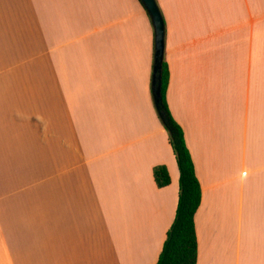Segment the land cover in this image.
Returning a JSON list of instances; mask_svg holds the SVG:
<instances>
[{
	"label": "crops",
	"instance_id": "0c3cea01",
	"mask_svg": "<svg viewBox=\"0 0 264 264\" xmlns=\"http://www.w3.org/2000/svg\"><path fill=\"white\" fill-rule=\"evenodd\" d=\"M157 3L197 264H264V0ZM154 52L141 0H0V264L157 263L180 169Z\"/></svg>",
	"mask_w": 264,
	"mask_h": 264
},
{
	"label": "trees",
	"instance_id": "16d2710c",
	"mask_svg": "<svg viewBox=\"0 0 264 264\" xmlns=\"http://www.w3.org/2000/svg\"><path fill=\"white\" fill-rule=\"evenodd\" d=\"M169 82L170 68L165 52L161 57L155 43L152 95L160 120L169 133L170 143L180 169V191L175 220L167 232L166 241L156 264H197L198 236L195 216L202 203V187L184 130L173 117L168 105ZM154 176L159 187L167 186L171 182L169 171L164 165L154 168Z\"/></svg>",
	"mask_w": 264,
	"mask_h": 264
},
{
	"label": "water",
	"instance_id": "95a60500",
	"mask_svg": "<svg viewBox=\"0 0 264 264\" xmlns=\"http://www.w3.org/2000/svg\"><path fill=\"white\" fill-rule=\"evenodd\" d=\"M148 10L155 29L156 49L161 57L165 52V22L157 0H141ZM156 84V81L155 83Z\"/></svg>",
	"mask_w": 264,
	"mask_h": 264
}]
</instances>
